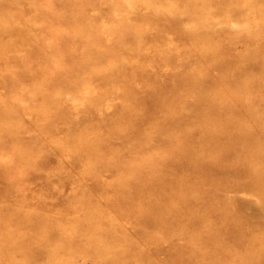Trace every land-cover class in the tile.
Listing matches in <instances>:
<instances>
[{
  "label": "rangeland",
  "instance_id": "1",
  "mask_svg": "<svg viewBox=\"0 0 264 264\" xmlns=\"http://www.w3.org/2000/svg\"><path fill=\"white\" fill-rule=\"evenodd\" d=\"M0 264H264V0H0Z\"/></svg>",
  "mask_w": 264,
  "mask_h": 264
}]
</instances>
